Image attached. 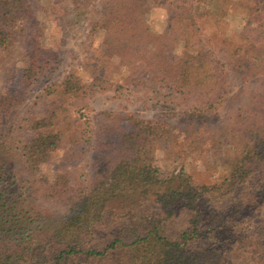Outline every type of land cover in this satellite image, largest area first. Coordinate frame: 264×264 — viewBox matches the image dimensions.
Segmentation results:
<instances>
[{"label":"trees","instance_id":"trees-1","mask_svg":"<svg viewBox=\"0 0 264 264\" xmlns=\"http://www.w3.org/2000/svg\"><path fill=\"white\" fill-rule=\"evenodd\" d=\"M93 1L73 5L88 14L91 32H102L100 70L115 60L125 80L139 71L193 111L214 108L225 73L205 46L189 44L194 16L173 15L155 32L144 22L153 0ZM32 20L28 0H0V53L13 50ZM30 34L24 88L48 73L52 58ZM230 55L254 62L261 53L243 39ZM85 93L75 71L45 88L59 99L41 114L22 108L23 95L0 93V264H264V74L231 108L225 129L204 132L230 150L226 173L211 183L195 182L183 167L161 170L153 146L171 135L168 124L112 111L100 112L108 123L98 126L86 179L39 175L53 150L79 140L82 126L63 102Z\"/></svg>","mask_w":264,"mask_h":264},{"label":"rangeland","instance_id":"rangeland-1","mask_svg":"<svg viewBox=\"0 0 264 264\" xmlns=\"http://www.w3.org/2000/svg\"><path fill=\"white\" fill-rule=\"evenodd\" d=\"M28 1L35 21L25 24L18 33V42H24L25 46L17 42L11 52L0 53V93L23 95L22 108L41 114L51 110L59 99L45 96V88L60 82L70 71L77 72L86 87L80 98L68 97L63 102L82 126L79 140L74 146L65 143L53 150L40 166L39 175L53 180L57 174L64 173L71 184L88 177L94 165L92 150L98 126L106 121L101 111L132 113L168 124L171 135L153 146L154 158L165 174L183 167L195 182L211 183L226 173L229 147L204 132L213 134L225 129L231 108L246 101L255 80L264 74V0H153L147 7L144 22L155 32H162L173 15L186 12V16H194L195 23H191L187 33L189 44L205 46L210 59L221 67L226 78L212 101L214 108L207 112L193 111L171 100L156 82L139 71L125 80L124 69L115 60L100 70L102 32H91L88 14L77 15L73 0ZM30 33L38 36L39 45L48 48L52 58L48 73L33 86L24 88L20 73L27 44H32L27 36ZM243 39H251L258 45L259 60L249 62L231 57V50ZM181 52L177 46L170 55L178 57ZM102 74L100 81L98 77ZM199 126L201 133L188 136L191 129ZM98 167L101 169L103 163L98 162Z\"/></svg>","mask_w":264,"mask_h":264}]
</instances>
